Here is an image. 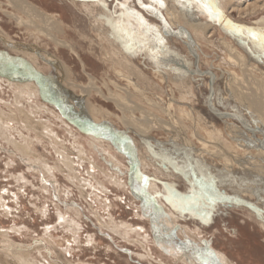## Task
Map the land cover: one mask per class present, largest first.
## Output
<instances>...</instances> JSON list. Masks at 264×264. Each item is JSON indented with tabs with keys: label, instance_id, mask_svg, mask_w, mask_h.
I'll list each match as a JSON object with an SVG mask.
<instances>
[{
	"label": "rangeland",
	"instance_id": "rangeland-1",
	"mask_svg": "<svg viewBox=\"0 0 264 264\" xmlns=\"http://www.w3.org/2000/svg\"><path fill=\"white\" fill-rule=\"evenodd\" d=\"M30 1L41 6L48 13L58 15L61 21H64L70 27L66 34L69 39L68 41L76 45V51H78L79 56L83 60L86 73H84L81 64H79L69 51L60 49L59 57L63 62H66L68 66L71 68L73 67L72 69L78 81V85L87 86L91 83V86L100 88L104 95L111 96L123 102L128 99V95L131 91L133 96L136 95L133 86L128 83L125 84L120 78L115 76L113 70L116 67L114 66L113 68L112 66L109 68L111 65H106L107 63L101 58L102 52H100V49L95 45V41H98L97 35L95 34V37L92 34H87L88 37L84 36L89 45L87 46L86 44L85 46L82 43L83 39H80L77 32L72 29L76 27L77 30L80 29L87 32L86 28H88V23L80 10L72 7L68 2H60L59 0ZM102 1L105 2L108 10H110V19H113L112 23H114L116 31L122 39V26L124 29L128 28L130 32H132L133 29L135 30L133 27H125L126 23H121L118 17V13L122 12V8L124 7L126 9L128 8L131 13H136L138 16L145 18L149 25H153L152 27H154L155 24L160 28L162 27L159 20L155 19V21L154 18L151 17L149 19L147 12L142 10L135 0ZM150 1L151 0H143L142 2L148 4ZM184 2H187L189 6H191L192 12L198 20L208 21L210 24L211 20H213V23H215V21L216 23L218 22V27L216 26V35L213 37V47L210 45H201L202 49L201 52L198 53L197 58L191 56L188 48L184 46L183 42L175 37L171 39L170 43L168 42L169 44L160 46L159 51L150 46L148 47H150L153 52L155 51L154 53L158 52L159 54L160 52V55L162 54L166 57L172 56L185 65L189 64L188 66L191 70L195 69L202 71L210 67L212 73L214 74L215 72L214 77L216 78L214 84L215 93L213 96V105L215 108L217 110L239 114L238 116H241L244 122L258 130L257 125L250 121L247 115H245V110L240 107L236 101L230 100L226 94L224 80L225 77L227 79V69L226 67L223 68L220 64L221 52L219 51L218 45H221L222 42L227 40L230 43L233 42L222 29L230 32L232 36L239 41L241 46L245 48V51L247 50L246 52H252L251 56L253 58V66L255 67V71L253 72L254 75H256L255 79L257 78V80L263 84L264 52L261 51L258 42L252 39L249 32L258 33L264 31L255 28L260 20L264 18V11L246 20L240 19L238 15L234 13L228 14L223 10L220 11L223 14L222 18H209L208 12L202 7L207 0H200V3H197V0H184ZM120 5L124 6L122 7ZM159 8L164 18H166L169 23L167 11L163 9L162 6H159ZM0 19H2V21H0V27L6 34V39L3 40V38H0V52L9 51L7 47L10 46L16 48L19 46L27 47L32 44L31 39L23 29L16 28L15 24L10 22V20L1 13ZM152 21L155 22L153 23ZM230 25L236 26L237 29H244L245 31L241 32L234 30ZM174 28L173 26V29ZM135 31L133 32H135L138 38H149V36L155 35L151 27H149L146 32H144L141 27L136 28ZM89 35L91 37H89ZM89 41L92 42L91 45ZM146 43L147 41L145 40V44ZM89 47H95V50L98 51V53H95L94 57V54H91V51L89 52ZM251 47L255 52L252 51ZM234 49L240 52L236 46ZM46 50L49 53H57L53 50L51 45L47 47ZM99 57L101 59H98ZM133 57L136 58V64L145 66L143 63H140L137 55ZM111 63L114 65L112 61ZM145 64L148 63L145 62ZM149 67L150 70L153 69L152 65ZM40 69H42L43 75L47 78L51 76L53 78L57 77L56 71L44 66L43 63L40 64ZM89 74L92 76L91 82L88 79ZM197 78L201 79L202 84L197 86L198 96H200L199 104L196 107L202 113L205 111L208 112L204 105L208 97V77L202 75ZM31 80L36 83L33 79ZM109 80H112V82ZM130 82H132V80H130ZM112 83H117L119 86L115 88L111 85ZM35 86H37L39 93L38 84H35ZM123 91L126 93L123 94ZM92 93H94L97 99L96 106L100 107L105 112L108 111L110 115H113V122H107L110 126L109 132L105 131L106 133L102 135L107 141H111L109 143L113 152L121 157L123 156L122 162L124 168H122V170L124 173L120 172L119 175L114 174V171L109 167L106 159H103L101 153L99 152L96 154L90 150L87 145V134L81 131L79 127L68 118L62 117L61 119L64 120V123H62L55 117L49 116V114H41L40 120L45 123L47 122L51 130L54 129V132L50 133V137L43 136L41 134V129H39L40 127L35 128L36 130H30L23 126L19 127L13 124L10 130V140L16 145L27 144L29 147L31 146L30 148L32 150V156L30 155V158L23 157V159L11 144L0 139V230L9 231L8 235L17 248L25 249L28 252L33 251V253L36 248H40L43 258H45L49 264H64L51 254V251L47 248V243L43 240V237H51L53 241H58L59 245L62 244V247L68 248L67 250L69 253H65L62 250V254L65 253L64 256L66 261L71 264H157V261L150 263L148 261H140L139 258H137V254H142L143 250L141 246L134 243L135 239H139L143 242L142 238H144L146 239L144 240L146 242V248L148 250L150 249L151 252L153 251L152 255L156 260H164V264H175L168 260L167 253H165L159 245H156V240L160 239L172 246L181 247L197 264H214L213 255L216 252L222 255L225 254L232 264H264V223H260V219H257L260 214L257 212L258 216L252 215L251 220L249 219L250 211L248 210L247 212L246 208H240L237 205H245L251 208L255 207L260 211H264V207H258V204H254L253 197H251V199L244 190L238 188L237 181L234 182L233 179H231L229 172L221 170L218 175L217 181L223 186L221 187L222 190L220 193L223 195L229 194L230 197L237 199L239 203L236 202L234 204L233 202L225 201H223L224 203H219L221 198L218 197V194L217 198H214L219 188L215 187L214 181L209 178L211 177V179H213L210 173L209 166H211V164L209 159L206 158L208 166L206 162H194L196 157L193 156L191 157L190 163L188 162L189 164L185 167L184 164L179 161V159L184 161V158L176 156L178 153L175 151L173 152L171 147L168 146L164 149L159 146V143H166L167 140H169L166 134L156 130L148 132L145 129L143 131L140 130V133L146 134L148 132L151 134L152 138H145L143 136L138 137L137 140H139L143 146L145 145L148 147L150 154L153 156L154 160L157 161L156 166H159V163H161L160 167L165 169L167 173L176 176V178L156 177L153 174V169L141 170L138 157L135 155L134 146L128 134H126V127L123 128V126L119 125L115 118L117 112L120 111L114 108L113 104L106 102L99 93L95 91ZM130 99L133 100V98ZM9 103H13L12 93L7 87V84H5V86L0 88V109L4 113L10 112L9 109L11 106ZM44 103L46 102L44 101ZM45 105L50 109L53 108L52 110L56 112L57 117L58 115L61 116L62 113L54 107L53 104L49 105L46 103ZM136 106L143 107L141 105ZM143 108L145 109V107ZM146 110L149 113L152 111L149 107H146ZM206 112L204 114L212 117L218 128H221L225 135L228 134L227 129L229 122L233 124L236 123L230 119H217ZM136 114L138 115V113ZM139 116L142 122L144 120L147 122L144 115L143 117L141 115ZM183 116L188 117L186 113H183ZM37 120L38 117L33 120V123L35 124ZM130 122L134 125L132 119H130ZM134 126L136 127V125ZM148 126H151V124H148ZM259 130L264 131V126ZM114 131L119 132L120 135L122 134V137L118 139L117 135L113 133ZM202 133L208 134V131L204 130ZM260 134H255L254 132L253 135L263 138ZM110 139L114 140L112 141ZM194 142L193 145L195 148H201L200 143H196L195 140ZM83 146L87 152L90 151L88 152L90 154L80 155L78 153L79 150H82ZM32 157L39 158L44 166L33 167L31 165L33 164ZM91 162L95 164V166L99 163V166H97L98 168H106L105 170L113 176L117 175L124 186L118 188L108 183L101 171L96 167H92ZM69 164L71 165L70 168L72 167V173L76 172L75 174L73 173L76 178L72 181L68 180L67 168H69ZM190 165H192L194 169L189 168ZM216 167H218L219 170L222 168L221 164H217ZM44 168L52 170L54 174V181L52 180V184L48 178L49 174L45 173L46 170ZM246 169L250 170V167H246ZM197 170L199 171L200 178L197 177ZM237 174L239 175V172H237ZM84 181H87L89 184L86 185ZM151 181L159 186L157 196H152L149 193V183ZM137 195L139 196L136 197ZM166 206L172 214H175L178 223L176 222V225L172 229H166L168 231L162 229L155 230L156 216L154 211H157V209H167ZM72 211L75 215H73ZM59 213L69 216L72 215L76 223H78L77 229L70 228V233L68 230L65 231L63 229L64 227L62 228L60 225L58 218ZM110 217L114 223H126L130 226L132 225L133 228L138 227L144 231V234L141 231V238L135 237L132 239V243L126 242L102 226V223L104 221L108 222L107 220H109ZM13 227L17 228L19 231L12 232L10 229ZM182 228H188L196 232V240L198 241L199 239V241L190 240L185 234H181L179 231L183 230ZM156 231L159 233L157 236L155 234ZM73 235H79V238H73ZM89 237L92 240H90ZM206 251L207 253H205ZM38 258L41 260L40 257Z\"/></svg>",
	"mask_w": 264,
	"mask_h": 264
},
{
	"label": "bare ground",
	"instance_id": "bare-ground-1",
	"mask_svg": "<svg viewBox=\"0 0 264 264\" xmlns=\"http://www.w3.org/2000/svg\"><path fill=\"white\" fill-rule=\"evenodd\" d=\"M59 1L68 2L69 5L81 11V14L88 23V28H86L87 32L80 29L77 30L76 27H73L72 29L77 32L80 39H83L82 43L85 46L87 42L84 36L88 37L87 34H92L95 37L97 35L99 42L95 41V45L100 49V52H102L101 58L107 63L106 65H111H108L109 68L112 66L113 68L114 66L116 67L113 70L115 76L120 78L125 84L128 83L133 86L136 95L133 96L131 91L128 95V99L123 102L116 100L111 96L104 95L100 88L91 86V83L87 86L78 85V81L76 80L72 69L73 67L71 68L68 66L66 62H63L59 57L60 49L69 51L79 64H81L84 73H86L83 60L79 56L78 51H76V45L68 41L69 39L66 34L70 27L64 21H61L58 15L48 13L41 6H38L35 2L30 0H0V13L7 17L10 22H13L16 28L23 29L32 41V44L27 47L19 46L15 48L10 46L7 47L9 51L0 52V88L7 84L13 98V103H9L11 106L9 109L10 112L4 113L0 109V139L11 144L20 154L21 158L29 157L32 153L31 146L29 147L27 144L16 145L10 140V130L12 129L13 124L18 125L19 127L23 126L30 130H36L35 128L40 127L41 134L50 137V133L54 132V129L51 130L50 127H48L47 122L45 123L40 120L41 114H49V116L55 117L62 123H64V120L61 119L62 117L66 119L68 118L72 123L78 126L81 131H84L87 134V145L90 150L96 154L100 152L103 159H106L107 164L112 171H114L113 173L119 175L120 172H123L122 168H124L122 162L123 156L121 157L113 152L109 143L111 141H107L102 135L103 133L109 132L110 126L107 122H113V115H110L108 111L105 112L100 107L96 106L97 99L95 98L94 93H92L95 91L96 93H99L106 102L113 104L114 108L121 112H117L115 118L119 125L123 126V128L126 127V134H128V137L134 146L136 152L135 155L138 157L141 170L153 169V174L156 177L163 176L169 179L176 178V176L167 173L165 169L160 167L161 163H159V166H156L157 161L154 160L153 156L150 154L148 147L145 145L143 146V144L137 140L138 137L143 136L145 138H152L151 134L148 132L156 130L166 134L167 139H169L166 143H159V146L164 149L168 146L171 147L173 152L175 151L178 153L176 156L184 158V161L180 159L179 161L184 164L185 167L190 163L191 157L193 156L196 157L194 162H206L207 165L208 162L206 161V158L209 159L211 166H208L213 179H211V177L209 178L214 181L215 187L219 188L214 196V198H217L218 194V197L221 198L219 203L223 201L233 202L234 204L236 202L239 203L237 199L230 197L229 194L223 195L220 193L222 190L221 187L223 186L217 180L218 175L221 170H223L229 172L231 179H233L234 182L237 181L236 183L240 190H244L249 195L248 197H253L254 204H258V207H264V139L253 135L254 132L248 133L238 124L230 122L228 124V129L226 128L228 134L225 135L223 130L218 128L216 122L213 121L214 119L204 114L206 111L202 113L196 107L199 104L200 96H198L197 86L202 84L201 79H198L197 77H201L202 75L208 77L210 74L212 77V90L214 92L216 78L214 77L215 72L213 71V74L210 67H207L208 71L206 72L204 70L198 71L195 69L194 71L189 68V64L185 65L172 56L166 57L162 54L160 55V52L158 54V52L154 53L155 51L153 52L151 50V48H155L159 51L160 46L169 44L171 39L175 37L183 42L184 46L188 48L191 56L197 58L198 53L201 52L202 49L201 45L212 46L214 44L213 37L216 35V26L218 22L216 23L215 21V23H213V20H211L210 24L208 21L198 20L192 12L191 6H189L187 2H184V0H162V8L167 11L169 17L168 23L159 8V6L161 7V3L151 0L148 4H145L146 2L143 3V0H135L138 6L147 12L149 19L151 17L154 18V20H159L162 27L160 28L156 24L152 27L153 25H149L145 18L138 16L136 13H131L128 8L126 9L124 7L122 8V12L118 13V17L121 23H126L125 27H133L135 30L136 28L141 27L144 32L151 27L155 35L149 36V38H138L136 37L137 35L135 34L136 31L134 29L133 31L135 32H130L128 31V28L124 29L122 26V39L116 31L114 23H112L113 19H110V10H108L104 1ZM216 3L218 4L220 11H226L228 14L234 13L242 20L251 19V17L259 15L264 11V0H216ZM141 4L146 7H142ZM0 21H2V19H0ZM173 26L175 27L174 29ZM255 28L257 30H264V18L260 20ZM222 31L233 41L230 43L227 40L222 42L221 45H218L220 49L219 51L221 52L219 60L220 64L223 68L226 67L227 69V79L225 77L224 89L229 99L236 101L238 105L245 110V115H247L250 121L257 125L258 132H260L261 130L259 129L264 126V82L262 84L257 78L255 79L256 75L253 73L255 67L253 66L252 61V52H246L247 50L245 51V48L241 46L239 41L236 40L230 32L224 31L223 29ZM5 35L6 34L0 27V38H3V40L6 39ZM89 37L91 36L89 35ZM145 40L147 41L146 44ZM89 44L91 45L92 42L89 41ZM50 45L57 53H49L46 50ZM87 46L89 45L87 44ZM235 46L241 53L238 52L237 49H234ZM95 49V47H89V52L91 51V54H94L93 57L95 56V53H98ZM251 49L255 52L252 47ZM133 54L137 55L140 63H143L145 66L141 64L139 66L136 64V58L133 57ZM101 58L99 57L98 59ZM145 62L148 64H145ZM42 63L44 66L56 71L57 77L53 78L51 76L47 78L44 76L42 69H40V64ZM150 65L153 66L152 70H150ZM31 79L36 83L32 82ZM88 79L90 82L92 81V76L90 74L88 75ZM130 80H132V82H130ZM109 81L112 82V80ZM35 84H38L40 90L39 93ZM111 85L115 88L119 86L117 83H112ZM209 86L210 82L208 77V87ZM122 93L125 94L126 92L123 91ZM130 98H133V100ZM213 98L209 103V107L216 111L217 109L213 105ZM42 100L49 105L53 104L54 107L62 113L61 116L58 115L57 117L56 112L52 110L53 108L50 109L47 107L45 105L46 103ZM136 105H141L145 107V109ZM146 107L152 109L151 113L147 111L148 109L146 110ZM206 109L208 110L206 113L214 116L209 111L208 107H206ZM136 113H138V115ZM183 113H186L188 117H184ZM139 115L142 117L144 115L148 124H151V126H148L145 120L142 122L139 119ZM37 117L38 120L34 124L33 120ZM214 117L217 119L224 118L221 114ZM239 117L241 118V116ZM129 118L132 119L137 128L131 124ZM224 119L228 118L225 117ZM241 120L244 121L242 118ZM144 129L148 132L146 134H141L140 130L143 131ZM204 130H207L208 134H203L202 132ZM261 132L264 135V131ZM113 133L117 135L118 139L122 137V134L120 135L119 132L114 131ZM194 140L196 143H200L201 148L194 147ZM88 152L85 150L84 146L82 147V150L78 151L80 155L90 154ZM31 159L33 160V164H31L33 167L44 166L39 158L32 157ZM91 164L92 167L98 168L97 166H99V163L96 164V166L92 162ZM217 164H221L222 168L220 170L216 167ZM70 166L71 165L69 164V168H67L68 180L72 181L76 178L74 175L76 172H73V174L72 167L70 168ZM246 167H250V170L246 169ZM189 168L194 169L192 165H190ZM98 169L104 175L108 183H111L118 188L124 186L117 175L113 176L105 170L106 168L103 169L100 167ZM45 170V173L49 174L48 178L52 184L54 181V174L50 169ZM197 172V177L200 178L199 171L197 170ZM237 172H239V175ZM84 182L86 185L89 184L87 181ZM149 185V193L152 196H157L159 189L158 184L151 181ZM138 196L139 195L136 197ZM157 202L161 203L159 201ZM237 206L240 208H246L247 212L249 210V219L251 220L252 215H257V212H259L260 215H257V219H260V223H264V211H260L255 207H246L245 205ZM166 208L167 209H157V211H154L156 216L155 230L162 229L168 231L166 229H172L176 225L177 217L169 211L167 206ZM72 213L75 215L73 211ZM58 218L60 225L62 228L64 227L63 229L65 231L68 230L70 233V228L77 229L76 227H78V223H76V220L72 215L69 216L67 214L64 215L59 213ZM107 221L108 222L104 221L102 226L126 242L132 243L133 238H141L142 232L144 234V231L138 227L133 228L132 225L130 226L126 223H114L111 217ZM182 229L183 230L179 231L181 234H185L190 240H195L196 242L199 241V239L198 241L196 240V232L188 228ZM10 230L12 232L19 231L15 227ZM8 232L9 231L0 230V264H49L47 260L43 258L40 248H36L34 253L33 251L28 252L25 249H19L10 239ZM155 234L157 236L159 234L158 231H156ZM73 238H79V235H73ZM43 240L47 243V248H49L54 257L61 260L64 264H71L66 261L64 256L65 253H69L67 250L68 248L62 247V244L59 245L58 241H53L51 237H43ZM142 240L143 242L139 239H135L134 242L141 246L143 250L142 254H137V258H139L140 261H148L150 263L157 261V264H164V260H156L152 255L153 251L151 252L150 249L148 250L146 248V242L144 241L146 239L142 238ZM155 243L167 253L168 260L175 264H197L181 247L172 246L160 239L156 240ZM62 250L65 252L64 254H62ZM205 253H207V251ZM213 256L214 264H232L225 254L222 255L216 252ZM38 257H40L41 260H39Z\"/></svg>",
	"mask_w": 264,
	"mask_h": 264
},
{
	"label": "snow or ice",
	"instance_id": "snow-or-ice-1",
	"mask_svg": "<svg viewBox=\"0 0 264 264\" xmlns=\"http://www.w3.org/2000/svg\"><path fill=\"white\" fill-rule=\"evenodd\" d=\"M154 2H159L161 3V6H163L162 4V0H154ZM197 3H200V0H197ZM120 6H124V5H120ZM142 7H146L145 5L141 4ZM202 7L204 8V10H206L208 12L209 18H215V17H221L223 16L222 12H220L218 4L216 3V0H207V2H205ZM234 30H238V31H245L244 29H237L236 26H232ZM249 35L252 37L253 40L258 42V45L261 49L262 52H264V31L258 32V33H253V32H249Z\"/></svg>",
	"mask_w": 264,
	"mask_h": 264
},
{
	"label": "water",
	"instance_id": "water-1",
	"mask_svg": "<svg viewBox=\"0 0 264 264\" xmlns=\"http://www.w3.org/2000/svg\"><path fill=\"white\" fill-rule=\"evenodd\" d=\"M205 72L208 71V69L204 70ZM190 72H193V71H190ZM209 82H210V86L208 87V97L206 99V107H208L209 111L214 115V116H218L219 114L222 115V117H226L232 121H235L244 131L246 132H250V133H261V135L263 136V139H264V135L262 134V132H258V130H256L255 128H252L250 125H248L246 122L242 121L241 118L237 115V114H233L231 112H227V111H220L219 109L214 111L213 109H211V107H209V103L210 101L212 100L213 98V95H214V92H213V88H212V77L211 75L209 74ZM208 105V106H207Z\"/></svg>",
	"mask_w": 264,
	"mask_h": 264
}]
</instances>
